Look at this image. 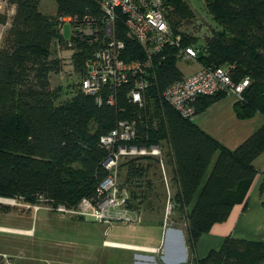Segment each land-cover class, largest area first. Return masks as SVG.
<instances>
[{
    "label": "trees",
    "instance_id": "trees-1",
    "mask_svg": "<svg viewBox=\"0 0 264 264\" xmlns=\"http://www.w3.org/2000/svg\"><path fill=\"white\" fill-rule=\"evenodd\" d=\"M38 1L9 0L16 5V12L0 49V197L19 198L32 205L42 197L52 206L68 207L77 206L84 197L97 198L99 184L108 175L102 166L108 152L99 146V137L119 120L134 119L137 137L132 143L161 147L173 192L168 196L167 190H158V186L166 187L160 158H125L119 164L121 187L129 190L136 203L130 205L149 208L155 200L169 201L171 212L178 217L174 223L186 225L188 259L183 264H264V240L231 235L224 238L220 249L203 258L196 256L200 235L224 222L233 206L244 202L257 174L253 161L264 152V125L229 150L205 134L193 117L177 114L162 99L167 86L184 76L171 47L154 56V77L142 107L129 101V85L117 88L116 103L108 105L105 101L98 104L95 96L83 93L80 83L69 99L55 104L58 94L50 90L49 75L59 72L60 63L50 57V51L58 39L59 18H81L87 13L97 17L99 6L97 0H55V17L49 18L39 11ZM187 1L164 0L166 18L175 33L180 22L191 17ZM203 1L221 30H213L201 46L187 36H182V43L196 48L200 65L226 67L234 81L248 76V86L233 105L238 118L264 115V0ZM4 19L0 15V23ZM115 25L116 36L125 44L123 58H144V48L126 36L119 17ZM95 47L97 43L87 42L70 47L72 64L81 77L84 60ZM224 95L198 98L195 114ZM217 150V160L198 192ZM156 179L161 181L159 185Z\"/></svg>",
    "mask_w": 264,
    "mask_h": 264
},
{
    "label": "built area",
    "instance_id": "built-area-1",
    "mask_svg": "<svg viewBox=\"0 0 264 264\" xmlns=\"http://www.w3.org/2000/svg\"><path fill=\"white\" fill-rule=\"evenodd\" d=\"M99 15L87 13L60 18L72 24V40L65 44L72 47L75 42L97 43V47L85 58L80 89L87 95L95 96L96 102L105 101L108 105L116 103V89L129 85L128 99L132 104L142 107L144 93L154 77V56L165 48H175L179 60L195 61L197 50L192 45H184L182 36L175 33L166 18L164 0H97ZM120 18L126 36L138 42L145 51L142 59L123 58L124 41L116 36V21ZM60 23L57 34L61 36ZM249 84L248 76L234 81L229 69L223 66L200 65L199 68L181 79L169 84L162 93V99L183 118L195 115V102L204 96L219 93L231 95L235 100ZM136 120H119L108 132L100 135L98 144L108 152L102 166L108 175L99 184L97 198H82L77 206L64 204L53 206L57 214L68 217L87 218L94 222L123 221L140 222L139 217L124 208L126 196H120L116 176L119 164L124 158L151 155L160 158L163 170L161 147L159 145L140 146L132 143L137 137ZM124 194H125V190ZM169 196V194H168ZM168 202V211L171 205ZM36 205V204H35ZM33 209L39 207L32 206ZM106 245L114 243L104 242ZM11 264L9 256L0 253V260Z\"/></svg>",
    "mask_w": 264,
    "mask_h": 264
},
{
    "label": "rangeland",
    "instance_id": "rangeland-1",
    "mask_svg": "<svg viewBox=\"0 0 264 264\" xmlns=\"http://www.w3.org/2000/svg\"><path fill=\"white\" fill-rule=\"evenodd\" d=\"M187 2L190 6L191 17L180 22L177 33L183 37L195 38L198 46H201L205 37L211 35L213 30L220 32L221 27L213 21L205 8L203 0H188ZM38 9L49 18L55 17V0H39ZM15 12V4L10 3L9 0H0V15L5 18V22L0 23V49L8 39V32ZM59 23L62 33L60 38L58 36V39L53 41L50 51V57L59 60L60 63L59 72L50 73L49 75L50 90H57L56 93L58 94L55 104L69 99L74 91L79 88L81 81V75L74 68L71 61L73 49L67 48L65 45L72 40V24L68 20L62 23L59 21ZM177 65L184 73L193 72L198 68L195 61L187 63V61L180 60ZM161 152V158L163 159L162 149ZM120 169H118L116 182H118V187L122 189L120 196H126L123 206L131 211L130 213L136 214L140 222L112 221L97 223L87 218H70L57 214L52 209L53 206L45 202L42 197L39 198L36 205L23 203L19 198L0 197V208L9 213L2 222L0 221V224L8 228L21 227L31 232L24 236L18 235L21 234L17 233L18 231L13 233V230L12 232L1 230V253L5 254L6 252L11 264H45L46 261L50 264H134L133 260L137 257L134 254H146L141 250L133 249L134 246L153 245L161 247L165 239V232L171 226H177L182 229V232L185 231L186 225L184 222L174 223L178 218L177 214L167 210L168 202L165 198L160 201L155 200L149 208H145L144 204L140 208L131 206L130 204L136 203L131 200L129 190L126 187H121L120 175H122V172L120 173V171L122 170ZM160 169L162 175V168L160 167ZM157 177H159V173ZM156 181L159 180L156 179ZM160 182L157 184L159 185ZM158 187L159 192L166 190V187ZM123 190H125V194ZM169 205L171 204L169 203ZM32 206L39 208L35 210ZM30 210H32V213L28 215ZM16 211L19 212L18 214L23 213L28 216L21 220L18 218L20 223H17L18 215H16ZM104 242L114 243L115 245H106ZM57 243H61L62 246H54ZM117 244L131 246L132 249L130 250L133 251L112 247ZM49 245L54 249H51V247L49 249ZM183 257L184 254L180 253L177 258L170 257V259L181 262L185 258ZM160 259L157 256L151 263L138 260L136 264H162ZM0 262L3 263L2 259Z\"/></svg>",
    "mask_w": 264,
    "mask_h": 264
},
{
    "label": "crops",
    "instance_id": "crops-1",
    "mask_svg": "<svg viewBox=\"0 0 264 264\" xmlns=\"http://www.w3.org/2000/svg\"><path fill=\"white\" fill-rule=\"evenodd\" d=\"M188 62L190 61H187V63ZM196 63L198 64L199 68V62L196 61ZM193 72H183V74L189 75ZM234 102L235 99L233 96L224 95L223 97L210 102L205 107V109L196 113L192 119V121L196 123L205 134H207L208 136L216 140L220 145L229 150L236 149L262 125H264V115H261L260 113H256L254 116L247 119L238 118L233 108ZM218 155L219 150H217L213 155V158L201 180L198 192L205 184L217 160ZM253 165L257 170V174L248 189L244 202L235 204L228 218L224 222L214 224L208 233L200 235L196 243L197 257H206L211 250L220 249L223 244L224 238L228 235H231L234 238H241L246 240H264V190H261V185L262 183H264V152H262L253 161ZM169 171V167L166 166L163 162L162 180L166 186L167 194H169L170 196L173 192V189ZM197 194L194 198V201L196 200ZM31 211L32 210H30L29 212L30 214H28L27 212L26 213L28 215H31ZM15 213L16 215H18L16 219L17 223H20V220L22 218L28 216L24 215L23 213L18 214L19 212L17 211ZM8 214V211L5 212L0 208V221L2 222ZM1 230L8 232H12L13 230V233L18 231L17 233H21L18 235L24 236L31 233L29 230H24L21 227L8 228L0 224V231ZM165 234V239L161 247L153 245H142L138 247L134 246L133 249H138L146 252V254H134L137 256L136 259L133 260L134 264H136L138 260H142L145 263H151L157 256L161 258L160 261L162 264L185 263L188 259V252L185 244L184 231L182 232V229L177 226H171L169 231L167 229ZM182 240L184 241V246ZM54 246L60 247L62 246V244L57 243ZM50 247L51 249L53 248L49 245V249ZM112 247L129 250L132 249L130 248L131 246H127L124 244H117L116 246ZM1 252L2 251H0V253ZM180 253L184 254L185 258L183 257V261L180 262L175 261V259H170V257L177 258ZM46 262L44 263L46 264ZM47 264H50V262H47Z\"/></svg>",
    "mask_w": 264,
    "mask_h": 264
},
{
    "label": "water",
    "instance_id": "water-1",
    "mask_svg": "<svg viewBox=\"0 0 264 264\" xmlns=\"http://www.w3.org/2000/svg\"><path fill=\"white\" fill-rule=\"evenodd\" d=\"M169 231V230H168ZM180 235H181V233H180ZM182 243H183V246H184V241L182 240Z\"/></svg>",
    "mask_w": 264,
    "mask_h": 264
},
{
    "label": "bare ground",
    "instance_id": "bare-ground-1",
    "mask_svg": "<svg viewBox=\"0 0 264 264\" xmlns=\"http://www.w3.org/2000/svg\"><path fill=\"white\" fill-rule=\"evenodd\" d=\"M7 201H8V200H7ZM7 201H6V202H7Z\"/></svg>",
    "mask_w": 264,
    "mask_h": 264
}]
</instances>
